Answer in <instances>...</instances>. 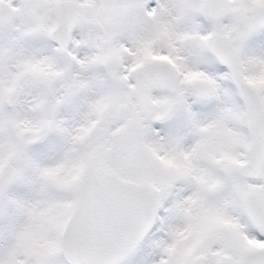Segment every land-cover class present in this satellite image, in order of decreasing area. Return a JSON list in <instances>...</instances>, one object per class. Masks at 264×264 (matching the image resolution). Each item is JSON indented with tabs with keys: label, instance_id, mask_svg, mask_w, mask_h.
Segmentation results:
<instances>
[{
	"label": "snow or ice",
	"instance_id": "obj_1",
	"mask_svg": "<svg viewBox=\"0 0 264 264\" xmlns=\"http://www.w3.org/2000/svg\"><path fill=\"white\" fill-rule=\"evenodd\" d=\"M0 264H264V0H0Z\"/></svg>",
	"mask_w": 264,
	"mask_h": 264
}]
</instances>
